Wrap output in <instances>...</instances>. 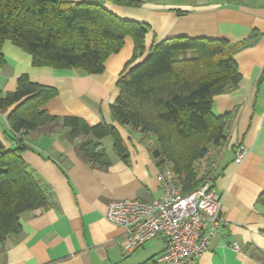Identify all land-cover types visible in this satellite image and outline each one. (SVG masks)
Segmentation results:
<instances>
[{"label": "crops", "instance_id": "0c3cea01", "mask_svg": "<svg viewBox=\"0 0 264 264\" xmlns=\"http://www.w3.org/2000/svg\"><path fill=\"white\" fill-rule=\"evenodd\" d=\"M79 1L102 2L122 19L149 25L144 56L129 65L135 44L128 37L123 49L109 57L104 73L84 75L76 70L34 67L31 55L7 41L0 89L14 92L22 75L55 87L58 97L45 110L58 117H81L90 125L113 126L127 148L128 160L117 155L112 137L102 140L112 165L99 169L79 158L75 145L59 133L39 130L28 135L23 158L50 195L52 206L22 215V231L0 249V264H155L164 250L161 238L126 254L125 230L106 219L113 201L151 202L162 194L161 170L152 154L138 135L113 120L111 105L125 72L145 61L154 45L174 37L251 41L235 57L242 76L238 89L214 100L215 116L235 115L213 183L222 195L221 214L227 223L197 264H264V206L258 203L264 191V0H141L137 8L111 0ZM14 108L0 113V141L8 150L19 144L7 122ZM240 146L247 153L236 164Z\"/></svg>", "mask_w": 264, "mask_h": 264}, {"label": "trees", "instance_id": "16d2710c", "mask_svg": "<svg viewBox=\"0 0 264 264\" xmlns=\"http://www.w3.org/2000/svg\"><path fill=\"white\" fill-rule=\"evenodd\" d=\"M111 1L142 6L141 0ZM149 31V25L122 19L102 2L0 0V68L6 64L3 46L10 41L31 55L34 67L99 75L128 37L135 44L129 65L143 57ZM250 45V40L169 38L154 45L146 60L118 82L120 92L111 105L113 120L139 136L160 170H171L183 195L203 186L209 174L201 172V163L214 154L218 159L229 141L235 115L215 116L214 100L238 89L242 76L235 57ZM56 97L55 87L35 83L28 75L18 79L14 92L0 89V113L15 106L7 122L19 142L8 150L0 141V249L22 231L23 214L52 206L50 195L23 158L28 135L39 130L59 133L75 145L79 158L99 169L112 165L102 145L103 139L112 137L117 155L128 160L127 148L113 126L50 115L45 107ZM258 203L264 206V191Z\"/></svg>", "mask_w": 264, "mask_h": 264}, {"label": "built area", "instance_id": "2783aa9c", "mask_svg": "<svg viewBox=\"0 0 264 264\" xmlns=\"http://www.w3.org/2000/svg\"><path fill=\"white\" fill-rule=\"evenodd\" d=\"M246 153L245 147H238L235 163L240 164ZM211 179L183 195L171 170L163 169L159 173V199L111 202L106 219L125 230L124 252L131 253L161 238L164 250L155 258V264H197L227 223L221 214L222 195L214 190ZM234 249L239 251V246L235 244Z\"/></svg>", "mask_w": 264, "mask_h": 264}, {"label": "rangeland", "instance_id": "374dc122", "mask_svg": "<svg viewBox=\"0 0 264 264\" xmlns=\"http://www.w3.org/2000/svg\"><path fill=\"white\" fill-rule=\"evenodd\" d=\"M217 156L214 154V156H212L211 158H209V160H206L204 162L201 163V172L203 174H209L207 180L205 182L210 181V176H213V172L214 170L217 171ZM212 181V180H211ZM204 182V183H205ZM213 182V181H212Z\"/></svg>", "mask_w": 264, "mask_h": 264}]
</instances>
